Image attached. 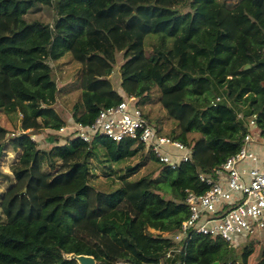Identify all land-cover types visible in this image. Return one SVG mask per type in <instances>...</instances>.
<instances>
[{"label": "trees", "instance_id": "16d2710c", "mask_svg": "<svg viewBox=\"0 0 264 264\" xmlns=\"http://www.w3.org/2000/svg\"><path fill=\"white\" fill-rule=\"evenodd\" d=\"M38 5L54 8L52 24L26 19ZM147 45L148 62L129 72ZM117 52L125 59L123 93L110 79ZM66 54L81 65L75 121L89 123L129 96L143 105L158 87L174 128L164 133L143 113L158 133L191 146L192 160L173 169L141 143L103 135L38 147L31 133L66 124L53 106L58 88L47 62ZM0 112L20 120L12 137L0 125V158L6 147L19 153L12 179L31 177L35 160L48 168L30 186L35 213L25 215L21 199L12 198L11 217L0 220V264H77L62 252L93 255L98 264H264V230L241 235L236 246L192 231L180 252L166 255L189 216L187 191L210 188L200 174L217 180L215 169L248 131L264 139V0H0ZM199 147L208 159L198 157ZM99 148L107 177L111 163L141 156L111 190L91 183ZM149 160L153 173L129 178ZM259 233L263 245L252 238Z\"/></svg>", "mask_w": 264, "mask_h": 264}, {"label": "built area", "instance_id": "2783aa9c", "mask_svg": "<svg viewBox=\"0 0 264 264\" xmlns=\"http://www.w3.org/2000/svg\"><path fill=\"white\" fill-rule=\"evenodd\" d=\"M254 117L255 115L249 120L252 128ZM20 132L19 127L17 133L8 132L7 137ZM55 132L63 136L60 142L73 137L90 142L96 135H103L114 141L131 139L135 144H143L159 162L173 169L181 162L192 160V147L158 133L136 104L134 96L100 109L89 123L83 124L71 118ZM37 134L40 133H31V139L38 141L34 136ZM252 140L253 131L250 130L245 134L239 151L228 156L221 168L215 169L217 180L200 174V179L210 184L207 191L203 194L187 191L185 201L189 216L171 235L175 246L167 252V256L180 252L192 231L211 237L219 236L235 245L241 235L264 230V160L259 161L250 149ZM247 159L252 161V165L241 167V163ZM116 264L132 263L123 261Z\"/></svg>", "mask_w": 264, "mask_h": 264}, {"label": "rangeland", "instance_id": "374dc122", "mask_svg": "<svg viewBox=\"0 0 264 264\" xmlns=\"http://www.w3.org/2000/svg\"><path fill=\"white\" fill-rule=\"evenodd\" d=\"M56 17L57 15L54 8L52 6L47 5H38L26 15V19L28 21L40 20L49 24H52ZM149 52L150 48L147 45L145 51L131 65V67L129 68V72L139 69L145 63H147ZM124 61L125 59L122 56V52H117L114 70L113 73H111L110 75L113 87L119 90L120 92H122L121 81L123 78V74H121V65L124 63ZM47 62L53 67V76L56 80L58 88L57 98L53 106L58 111V113L65 119L66 123H68L72 118V106L74 105L80 93V89L77 86V80L81 71V65L73 61L69 54L64 55L57 61L48 60ZM130 84L132 87H136V83L131 82ZM159 96L160 91L158 87H154L152 92L150 93L149 100L145 104L139 106L142 108L143 112L147 113V115L154 124L157 123V120L160 121L159 125L162 127V130L165 133L168 132L170 129L174 128V121L168 118L166 111L160 104ZM0 125L5 127L9 131V133H17L19 130L20 120L15 114H7L5 112H0ZM252 131L254 133L256 129H252ZM39 133L40 134L34 136L39 139L37 142L38 147H40L41 149H49L57 141H60L61 137H63L57 134L55 131L49 132L47 130L43 131L42 133ZM201 143L202 141H200L198 146H201ZM98 151V156L91 160L92 164L96 167L95 172L97 173L98 178L95 179V181L93 180L91 183L96 188L103 190H111L118 186V177L120 175L126 174V166H133L141 159L139 153L137 156L121 160L117 164L111 163L113 174L110 177H107L104 174V170H106V168H103L102 166L104 164L107 165L108 163L101 162V160L104 161L105 159L104 152L100 148ZM198 152L199 158L205 157L206 159H208V157L210 156V151L207 149H201L199 147ZM18 158L19 153L17 151L11 150L9 147L5 148L3 155L0 158V220H4L6 218L11 217L10 214L12 213V207H14L15 204H10L12 198L14 199V201H20L21 199L22 209L25 215L35 213L36 208L35 199L34 197H32V183L37 180L42 170H48L45 164L42 165L38 162V160H35L31 167V177L25 179L22 182L17 183L12 179L10 165L16 160H18ZM156 167L157 165L154 160H149L144 167H141L136 173L132 174L129 178L134 179L141 175L153 173ZM108 182L110 183V186L108 185ZM164 235L167 234L164 233ZM252 238L259 240V243L263 245V233L253 235ZM234 246H236V244Z\"/></svg>", "mask_w": 264, "mask_h": 264}, {"label": "crops", "instance_id": "0c3cea01", "mask_svg": "<svg viewBox=\"0 0 264 264\" xmlns=\"http://www.w3.org/2000/svg\"><path fill=\"white\" fill-rule=\"evenodd\" d=\"M250 149L257 155L259 161L264 160V139L259 137L257 130L253 133V140L250 142ZM252 165L250 159L241 163V167L247 168Z\"/></svg>", "mask_w": 264, "mask_h": 264}, {"label": "water", "instance_id": "95a60500", "mask_svg": "<svg viewBox=\"0 0 264 264\" xmlns=\"http://www.w3.org/2000/svg\"><path fill=\"white\" fill-rule=\"evenodd\" d=\"M245 67H248V65ZM62 256L64 260L75 261L77 264H98L93 255L62 252ZM213 264H218V261H215Z\"/></svg>", "mask_w": 264, "mask_h": 264}]
</instances>
